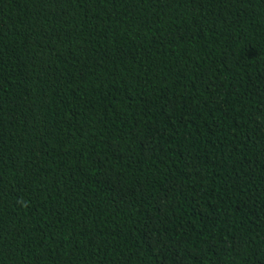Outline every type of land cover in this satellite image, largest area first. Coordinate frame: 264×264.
I'll use <instances>...</instances> for the list:
<instances>
[{"label": "trees", "instance_id": "1", "mask_svg": "<svg viewBox=\"0 0 264 264\" xmlns=\"http://www.w3.org/2000/svg\"><path fill=\"white\" fill-rule=\"evenodd\" d=\"M0 264H264V0H0Z\"/></svg>", "mask_w": 264, "mask_h": 264}]
</instances>
